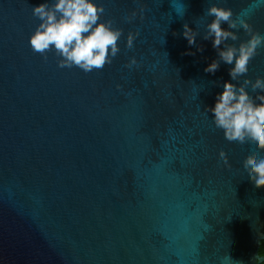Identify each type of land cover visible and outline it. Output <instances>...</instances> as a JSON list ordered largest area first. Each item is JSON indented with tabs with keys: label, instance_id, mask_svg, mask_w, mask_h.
Wrapping results in <instances>:
<instances>
[{
	"label": "water",
	"instance_id": "water-1",
	"mask_svg": "<svg viewBox=\"0 0 264 264\" xmlns=\"http://www.w3.org/2000/svg\"><path fill=\"white\" fill-rule=\"evenodd\" d=\"M38 2L0 0V264L260 263L264 186L243 162L264 152L212 123L229 66L203 71L216 54L201 35L208 3L264 34V0H98L120 51L88 73L31 50ZM248 68L264 77V47Z\"/></svg>",
	"mask_w": 264,
	"mask_h": 264
},
{
	"label": "clouds",
	"instance_id": "clouds-1",
	"mask_svg": "<svg viewBox=\"0 0 264 264\" xmlns=\"http://www.w3.org/2000/svg\"><path fill=\"white\" fill-rule=\"evenodd\" d=\"M176 12L182 15L183 6ZM31 13L38 23L28 35L30 48L42 58L52 51L58 67L75 66L85 73L100 70L120 51L121 30L110 20L101 19L104 9L98 0H40L31 6ZM203 17L208 19L201 38L210 41L216 54L203 71L213 74L221 62L229 66V79L219 82L220 91L215 93L213 103L204 107L227 141L264 152V77L250 80L246 76L249 61L258 48L264 47V34L253 30L244 19L233 18L230 8L216 3L207 4ZM238 29L247 34L246 39L238 37ZM180 35L187 45L195 44L196 52L202 51L196 43L195 29L187 22L182 24ZM133 38L129 33L128 48L132 47ZM183 54L195 52L187 48ZM135 63V58L130 57L129 66ZM242 76V82L234 83ZM249 88L257 94L258 103L249 94ZM218 154L227 164L224 150H218ZM243 174L254 187L264 186V155L245 159Z\"/></svg>",
	"mask_w": 264,
	"mask_h": 264
},
{
	"label": "flooded vegetation",
	"instance_id": "flooded-vegetation-1",
	"mask_svg": "<svg viewBox=\"0 0 264 264\" xmlns=\"http://www.w3.org/2000/svg\"><path fill=\"white\" fill-rule=\"evenodd\" d=\"M263 243H264V240H261L260 245L258 247V251L261 249ZM258 254L263 256V260L260 263H258V264H264V255L259 253V252H258Z\"/></svg>",
	"mask_w": 264,
	"mask_h": 264
},
{
	"label": "trees",
	"instance_id": "trees-1",
	"mask_svg": "<svg viewBox=\"0 0 264 264\" xmlns=\"http://www.w3.org/2000/svg\"><path fill=\"white\" fill-rule=\"evenodd\" d=\"M258 252L264 255V243H263L261 249Z\"/></svg>",
	"mask_w": 264,
	"mask_h": 264
}]
</instances>
